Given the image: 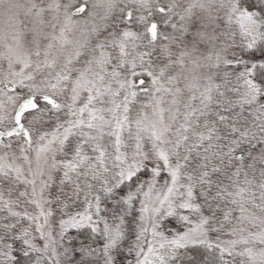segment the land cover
<instances>
[{"label":"snow or ice","instance_id":"obj_1","mask_svg":"<svg viewBox=\"0 0 264 264\" xmlns=\"http://www.w3.org/2000/svg\"><path fill=\"white\" fill-rule=\"evenodd\" d=\"M0 264H264V0H0Z\"/></svg>","mask_w":264,"mask_h":264}]
</instances>
